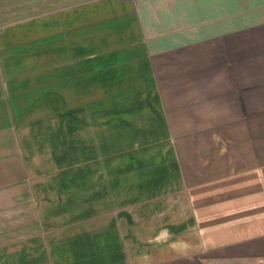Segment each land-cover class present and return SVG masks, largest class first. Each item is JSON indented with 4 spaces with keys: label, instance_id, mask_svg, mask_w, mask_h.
<instances>
[{
    "label": "crops",
    "instance_id": "crops-1",
    "mask_svg": "<svg viewBox=\"0 0 264 264\" xmlns=\"http://www.w3.org/2000/svg\"><path fill=\"white\" fill-rule=\"evenodd\" d=\"M264 0H0V264H262Z\"/></svg>",
    "mask_w": 264,
    "mask_h": 264
},
{
    "label": "built area",
    "instance_id": "built-area-1",
    "mask_svg": "<svg viewBox=\"0 0 264 264\" xmlns=\"http://www.w3.org/2000/svg\"><path fill=\"white\" fill-rule=\"evenodd\" d=\"M262 264H264V262Z\"/></svg>",
    "mask_w": 264,
    "mask_h": 264
}]
</instances>
